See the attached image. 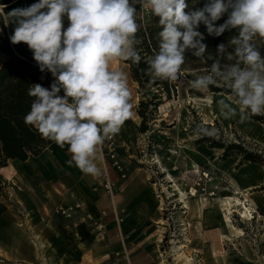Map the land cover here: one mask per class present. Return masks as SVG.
Wrapping results in <instances>:
<instances>
[{"label":"clouds","instance_id":"obj_1","mask_svg":"<svg viewBox=\"0 0 264 264\" xmlns=\"http://www.w3.org/2000/svg\"><path fill=\"white\" fill-rule=\"evenodd\" d=\"M137 4L150 8L161 27L158 51L147 61L153 82L177 81L191 51L205 64L212 61L205 74H194L191 87L222 86L235 98V107L217 101L221 117L238 115L244 123L250 116H264V54L255 42L264 38V0H206L202 7H190L186 0H38L8 13L15 24L11 42L26 44L39 70L54 78L50 87L30 85L27 94L34 99L24 122L61 149L67 146L68 164L84 175H100L99 147L133 116L128 76L111 70L110 62L119 58L139 64L142 59ZM201 25L212 37L235 30L228 41L233 50L219 43L218 55L208 53ZM225 55L232 63L221 64ZM195 131L218 134L202 125Z\"/></svg>","mask_w":264,"mask_h":264},{"label":"crops","instance_id":"obj_2","mask_svg":"<svg viewBox=\"0 0 264 264\" xmlns=\"http://www.w3.org/2000/svg\"><path fill=\"white\" fill-rule=\"evenodd\" d=\"M37 2L38 0H0V10L3 14H8L13 9L25 8ZM64 23H68L67 18ZM0 57L2 58L3 55L0 54ZM257 123L264 128V125ZM251 138L255 139V137ZM258 140L260 139L256 138L255 141ZM133 141L134 139L123 141L131 153H135L136 150ZM194 148L199 149L202 158L199 162L205 160L210 164L206 160L209 155L211 159H217V151L214 149L201 146ZM69 160L67 146L61 149L52 142L39 155L30 156L23 162L9 160L7 166L0 168V181L9 186L6 188L10 195L8 198L10 202L0 197V263L38 262V258H41V250L39 245L34 246L31 242L35 240L38 243L36 236L40 238L39 240L45 241L50 264H82L83 257L89 254L90 241L107 242L102 247L108 251L102 257L107 258L108 261L112 258L113 252L121 251L120 240L125 243L129 251L130 264H138V261H142L139 257L145 260L150 258V253L156 249L150 245L156 235V232L153 233L151 230V225L159 222V215L149 189H145L142 181L139 182L137 173L133 172L130 177L128 173L126 179H120L115 171L108 170L117 187L115 203L122 220L117 224L113 215L109 213V217L104 219L106 226L104 237L89 231L88 224L82 217L83 213H79L72 221H61L53 215L55 207H66L76 200L82 202L84 212L94 216L109 206V201L102 191L92 192L93 184L105 168L100 152L98 151L96 160L101 170L99 176L84 175L74 165L70 166ZM238 161L239 157L231 152L228 158L221 162L225 180L227 181L228 178L234 180L233 183L240 191L239 196L245 195L244 199L252 204L256 213L264 215V166L243 162L236 167ZM20 221L23 222L22 227L19 225ZM148 239L151 240L146 243ZM263 241L264 234L258 245L259 253L262 252L261 250L264 251ZM213 253H215L214 249H202L201 261L204 264H224V262L250 264L248 260L254 259L252 254L248 256L246 251V258L243 259L233 253H225L220 257H216V253ZM224 255H235L237 260L234 261L235 263L227 262L223 258ZM133 257H138L140 260L132 262Z\"/></svg>","mask_w":264,"mask_h":264},{"label":"rangeland","instance_id":"obj_3","mask_svg":"<svg viewBox=\"0 0 264 264\" xmlns=\"http://www.w3.org/2000/svg\"><path fill=\"white\" fill-rule=\"evenodd\" d=\"M189 4L190 6L193 5L192 2H189ZM147 15H144L142 19L145 20ZM255 42L257 46L262 45L264 47V38H257ZM3 59L4 56L0 57V63ZM110 69L120 70L127 74L129 88L132 92L133 116L125 124L133 133L131 139H134L133 143H135L136 150L135 153H131L128 146L123 144L124 140H128L120 132L118 136L122 160L126 165L129 177L133 172L137 173L139 182L142 181L141 183L145 185V189H149L155 209L159 215V223L151 225V230L153 233L156 232V235L153 239L151 238L152 244L150 245L156 249L150 253V258L147 260L139 257L142 261H138V264H180L177 260H174L170 251L173 245L172 241L177 242L176 244L178 245L188 244V248H185L184 251L193 259L192 264H204L201 261V253L204 248L214 249L216 257H220L225 253H233L242 257V259L246 258L244 246L247 243L253 250L252 256L254 258L248 260V262L250 264H264V251L258 252V245L264 234V215L260 213L258 216V213L253 212L254 218L244 220L236 212L232 213L230 217L232 224L241 228L244 235L240 238L231 237V240L221 239L215 221L218 218V214L215 212V216H213L208 210V208L214 206L213 199L224 195V188H227L229 181V178L227 181L225 180L224 172L221 170L222 161L219 159L221 151L213 148L217 151V159H211L210 155L206 159L213 165L211 166L205 160L199 162L202 159L199 149L194 148L199 146L207 147L206 143L197 144L200 135L195 130L197 125H202L208 126L209 129H217L218 134L215 136L217 140L227 143L242 139L247 146L257 148L264 153L263 138L255 141L256 138H259V135L264 133V128L252 119L240 123L238 115L232 119H224L219 115L217 101L225 99L235 107L237 105L234 97L220 93H210L204 90L198 91L191 87L190 81L182 78L176 82V97L166 101L167 104L164 102L156 109L148 122L149 129L141 134L139 132L140 119L136 114L138 102L137 85L130 79L128 66L123 59L117 58L110 62ZM201 74L204 73L201 72ZM190 88L193 93L189 92ZM208 99H212V103H208ZM135 128H137V131ZM255 134H258V136ZM250 136L255 137V139L252 140L253 138ZM195 164L199 166L201 173H207L210 178H203L201 181H197L198 177L192 176ZM189 183L192 185H195L193 183L199 184L196 189L198 191L197 195L205 207L203 217H199V212L196 208L193 209L192 207L188 210L179 201L177 189L174 187L175 184L186 189ZM1 184L3 191L8 195L7 201L10 202V199L8 200L10 195L6 188L9 186L2 182ZM164 188L169 194L164 192ZM190 202L191 204L194 203V198ZM245 203L249 205L247 200ZM53 215L61 221H66L55 213ZM156 226L159 227L157 228ZM88 229L94 234L89 226ZM151 239H148L146 243ZM105 244H107L106 241H100L99 243L90 241L89 254L83 257L82 264H107L108 259L102 257L108 251L102 247ZM46 249L47 245L44 250L40 249L41 258L39 257L38 262L32 264H50ZM139 258L133 257L132 262L140 260Z\"/></svg>","mask_w":264,"mask_h":264},{"label":"trees","instance_id":"obj_4","mask_svg":"<svg viewBox=\"0 0 264 264\" xmlns=\"http://www.w3.org/2000/svg\"><path fill=\"white\" fill-rule=\"evenodd\" d=\"M186 2L188 4L189 2L193 3L190 7H202L206 0H186ZM158 20L159 18L153 16L151 11L144 20L137 10V22L140 25L137 36L142 41L141 44L137 45V48L142 59L139 64H134L131 60H124V63L128 66L130 79L137 85L136 114L140 119L139 132L141 134L149 129L148 122L156 109L164 102L176 97V82L182 78L187 81L194 80V74H201L202 70L212 63L211 60L207 64L203 63L189 51L185 54L186 61L181 66L177 81L169 82L156 79L153 82L147 71V61L158 51V33L161 30ZM217 23H223V19ZM14 28L15 24L12 23V18L8 14L5 18L0 16V54L4 56L3 61L0 63V168L7 166L9 160L23 162L30 156H37L52 144L51 141L43 138L34 126L25 124L24 116L30 111L31 102L34 99L27 94L30 85L40 83L44 87H50L54 78L50 72L39 70L33 59V54L26 44H13L11 42L10 37L14 32ZM199 30L205 34L206 39L204 42L208 45V53L214 56L218 55L216 46L219 43H225L227 51L233 50L228 41L237 34L235 30L232 32L226 31L220 37L208 36L203 25L200 26ZM258 47L264 54V47L262 45ZM208 53H205V56ZM225 63H232V61L227 60L226 55L221 59V64L224 65ZM207 91L231 95L230 90L222 86H210V90ZM189 92L193 93V90L190 88ZM250 119L264 125V116H250ZM202 143H206L209 148L220 150L219 159L221 161L226 160L231 152L236 154L239 157L236 167L242 165L243 162L264 166V153L257 148L247 146L242 139L225 143L215 139V136L201 134L197 144ZM0 197L3 200H7L8 197L7 193L3 191L1 181Z\"/></svg>","mask_w":264,"mask_h":264},{"label":"bare ground","instance_id":"obj_5","mask_svg":"<svg viewBox=\"0 0 264 264\" xmlns=\"http://www.w3.org/2000/svg\"><path fill=\"white\" fill-rule=\"evenodd\" d=\"M211 100L208 99V103L209 102L212 103ZM166 104H167V102H166ZM135 129L137 131V128H135ZM121 133L129 141L131 140V138L133 136V133L131 132L130 129H128V126L126 124H124V126L122 127ZM255 135L258 136V134H255ZM263 136H264V133L259 135L258 137L261 140L263 138ZM171 152H172V150H171ZM192 174H193L192 176L198 177L197 181H201L203 178H206V179L210 178L207 173H201L199 171V166L196 164L194 166V170L192 171ZM168 175L171 177L170 174H168ZM190 180H193V179H190ZM233 181L231 178H229V181L227 183V188H224V195L218 196L215 199H213V205L214 206L208 208V210L210 211V213H212L213 216H215V214H214L215 212H216V214H218V218H217V220H215L217 223L218 234H219V237L221 239L225 238L226 240H231V237H233V238L239 237L240 238L244 235V232L241 228L235 227L232 224L231 219H230L232 213L236 212L239 215V217H241L244 220H251L252 218H254V216H253L254 208L251 206L252 204L248 205L247 203L244 202L245 200H247V199L243 200V198L246 197L245 195L242 197V195L240 194L241 196H239L240 191H239L237 185H235L233 183ZM193 184H195V185H192L189 183V185L186 189L181 188L177 184H175L174 187H176V189H177L179 201L181 203H183V207L188 209V210L192 207H193V209L196 208L199 212V217H203L205 207H204V204L202 203V200L197 195L198 191L196 189V186H199V184L198 183H193ZM163 190H164V192L169 194V192L167 190H165V188ZM192 198H194L195 202L191 204L190 200ZM258 216H259V214H258ZM35 239L38 240V243H37V241L31 239L32 244L34 246L39 245L38 246L39 249L44 250L46 247V243L43 240H39L40 238L38 236H36ZM176 243L177 242L172 241L173 245H172V248L170 250L172 252L174 260H177L178 263H180V264H192L193 259L189 255H187L186 252L184 251L185 248H188V244L183 243V244L178 245ZM244 249H245L248 256H250L253 253V250L248 243L245 244ZM213 254H215V253H213ZM223 258L226 259L227 262H234L235 260H237V256H235V255H232V256L224 255ZM162 262H163V260H162ZM224 264H225V262H224Z\"/></svg>","mask_w":264,"mask_h":264},{"label":"built area","instance_id":"obj_6","mask_svg":"<svg viewBox=\"0 0 264 264\" xmlns=\"http://www.w3.org/2000/svg\"><path fill=\"white\" fill-rule=\"evenodd\" d=\"M136 8L141 18H143L144 15L150 12V8L141 7L139 4L136 5ZM0 16L5 18V15L1 10ZM64 26L67 27L68 23H64ZM99 152L105 163V168L103 173L93 184L92 192L96 193L98 191H102L106 199L109 201V206L100 210L98 215L94 216L89 212H84L82 202L76 200L69 206L55 207L53 209V213L61 216L66 221H72L79 215V213H83L82 217L87 222L92 231L95 232L98 236L104 237L106 232L104 219L109 217V213L113 215L114 220L117 224H120L122 220L118 214L115 203L117 187L115 185V182L111 179L108 170L115 171L120 179H126L128 177V171L121 159L118 135H116L111 140H106L105 143L99 147ZM254 213L256 212L254 211ZM19 225L22 227L23 222H19ZM120 241L122 243L121 251L113 252L112 258L108 261L107 264H130L129 251L125 243H123L122 240Z\"/></svg>","mask_w":264,"mask_h":264}]
</instances>
